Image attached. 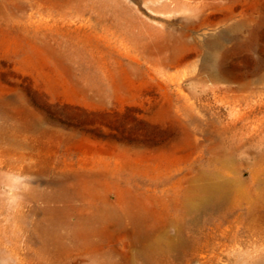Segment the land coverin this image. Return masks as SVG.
Returning a JSON list of instances; mask_svg holds the SVG:
<instances>
[{
    "label": "rangeland",
    "instance_id": "obj_1",
    "mask_svg": "<svg viewBox=\"0 0 264 264\" xmlns=\"http://www.w3.org/2000/svg\"><path fill=\"white\" fill-rule=\"evenodd\" d=\"M156 1L0 0V264H48L39 256L41 241L31 236L62 205L46 198L51 180L78 174L75 182L81 183L85 174H96L102 184L93 204L113 205L124 192L149 212L164 208L147 189L161 182L170 187L200 160L206 163L209 122L226 125L233 118L231 106L216 102L213 93L196 98L193 82L212 83L204 63L213 59L228 75L256 71L264 60V0H191L207 3L191 18L206 21L210 29L203 44L229 29L234 21L222 24L220 19L231 13L236 21L253 19L252 46L225 41L221 56L213 57L192 48L183 53L189 58L178 57L172 67L158 61L154 42L165 32H184L193 12L173 0ZM257 103H264V93L250 103L262 117L264 105ZM237 111L249 107L243 104ZM250 117L244 121L248 136L258 126L251 122L254 114ZM243 173L245 179L252 175L250 169ZM18 176H26L24 185L15 183ZM129 189L134 190L130 197ZM89 203L70 201L66 220L91 213ZM114 237L101 230L88 240L104 239L102 252L128 251L129 239ZM248 239L237 245L244 257L258 250ZM78 251L71 244L59 263L78 259ZM220 255L214 264H234ZM137 264L146 263L138 259Z\"/></svg>",
    "mask_w": 264,
    "mask_h": 264
},
{
    "label": "bare ground",
    "instance_id": "obj_2",
    "mask_svg": "<svg viewBox=\"0 0 264 264\" xmlns=\"http://www.w3.org/2000/svg\"><path fill=\"white\" fill-rule=\"evenodd\" d=\"M173 1L176 6L185 7L193 13L188 18L190 21L184 32L177 34L175 30L168 31L162 39L158 37L154 42L160 63L172 67L178 57L192 48L198 55L210 52L212 57L217 56L223 53L225 41L230 43V40L239 39L243 46H252L248 41L252 32V18L236 21L235 14L226 13L225 18L220 19L221 23L234 22L221 36L205 45L202 39L210 30L204 26L205 19L203 24L191 18L196 16V12L206 8L207 3ZM167 18L170 19L168 16ZM247 32L249 33L246 35ZM183 56L189 58L191 54ZM213 60L204 63V69H208L212 83L205 85L203 78H197L193 82L197 91L195 97L202 99L209 92L213 93L216 102L231 106L229 115L233 118L226 125L220 120L209 122L211 130L205 132L210 134V156L206 163L200 160L195 170L186 173L170 187H163L164 183L161 182L148 188L150 197L158 202V207L164 206L154 211L150 209V212L141 205L139 199H127L124 192H119L113 205L93 204L99 194L98 187L102 184L96 174H85L81 183L75 182L78 174L51 180L48 183L51 191L46 194V198L62 205L55 209L47 226L40 227L41 231L31 236V240L41 241L39 256H44L46 263L60 264L58 259H61L64 250L69 251L72 244L78 245L77 256L80 257L61 264H86V261L91 260L95 264H137L138 259L146 264H214L216 260L222 259L221 253L230 263L234 261V264H243L244 261L245 264H264V257H261L264 255L260 254L262 249H259L260 245L264 249V116L259 117L256 107L250 104L264 93V60L259 61L256 71L242 75H228ZM223 80L235 82L237 86H220L219 82ZM217 92H222L223 95ZM243 104L248 105L249 111L238 112L237 107ZM252 114L254 120L251 122L258 123V126L253 128L254 134L248 136L249 129L244 121L251 119ZM247 155H251L249 159ZM245 169L252 171L248 179L244 178ZM133 191L128 190L129 197ZM73 199L89 201L92 212L82 213L69 222L66 220L70 206L68 203ZM243 210L245 211L242 212ZM101 230L115 236L114 239L128 238V251L111 249L102 252L104 239L88 240L91 236L99 235ZM82 237L84 239H80ZM245 237L249 238L248 243H256L255 248L258 250H255V255H242L243 249L237 245L246 244ZM91 247H95L94 252H87ZM115 254L120 259L116 257L115 260Z\"/></svg>",
    "mask_w": 264,
    "mask_h": 264
},
{
    "label": "clouds",
    "instance_id": "obj_3",
    "mask_svg": "<svg viewBox=\"0 0 264 264\" xmlns=\"http://www.w3.org/2000/svg\"><path fill=\"white\" fill-rule=\"evenodd\" d=\"M26 179H27V178H25V177L18 176V177L15 178V183H17V184H21V185H24Z\"/></svg>",
    "mask_w": 264,
    "mask_h": 264
}]
</instances>
